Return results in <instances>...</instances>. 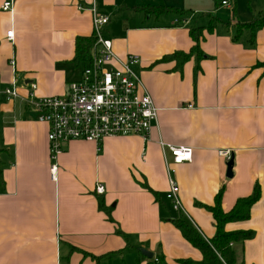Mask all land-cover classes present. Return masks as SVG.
I'll return each mask as SVG.
<instances>
[{
    "label": "crops",
    "instance_id": "crops-1",
    "mask_svg": "<svg viewBox=\"0 0 264 264\" xmlns=\"http://www.w3.org/2000/svg\"><path fill=\"white\" fill-rule=\"evenodd\" d=\"M6 1L0 0V264H149L158 254L169 264L201 261L173 223L183 213L166 197L171 178L184 215L208 239L217 222L204 206L220 194L229 212L259 186L249 219L224 228L253 231L234 244L236 264H264V25L236 28L263 12L264 0H231L228 7L222 0H13L7 11ZM94 1L110 17L103 30L116 54L141 57L137 69L158 122L147 137H109L100 150L91 141L63 143L55 180L50 126L24 98L33 84L39 98L64 95L80 79L85 62L77 41L95 37ZM164 6L183 13L157 10ZM213 18L219 24L204 31L202 57L181 65L169 59L190 52L191 28ZM12 86L24 98H8L4 90ZM161 142L192 147V160L174 163ZM220 150L234 156L231 176Z\"/></svg>",
    "mask_w": 264,
    "mask_h": 264
},
{
    "label": "built area",
    "instance_id": "built-area-1",
    "mask_svg": "<svg viewBox=\"0 0 264 264\" xmlns=\"http://www.w3.org/2000/svg\"><path fill=\"white\" fill-rule=\"evenodd\" d=\"M230 1L222 0V5L230 6ZM2 9L12 10L13 0L6 1ZM91 10L95 42L84 58L85 67L80 79L70 82L64 95L35 98V84L25 98L15 86L4 90L8 98L22 97L32 104L38 113V120L49 124L48 138L53 160L51 174L55 180L58 170L56 160L63 152V143L91 141L97 143L100 150L103 140L109 137L134 134L147 137L153 123L158 122V107L137 69L141 57L137 54H129L125 58L117 55L113 41L104 35L103 30L110 17L98 12L95 1ZM8 37L14 38L13 30L8 32ZM161 144L171 151L174 163L191 161L193 158L192 147ZM219 152L227 161L230 160V150ZM105 190L103 184L97 185L98 194H103ZM166 197L174 210L186 213L179 197V186L173 178L170 179Z\"/></svg>",
    "mask_w": 264,
    "mask_h": 264
},
{
    "label": "trees",
    "instance_id": "trees-1",
    "mask_svg": "<svg viewBox=\"0 0 264 264\" xmlns=\"http://www.w3.org/2000/svg\"><path fill=\"white\" fill-rule=\"evenodd\" d=\"M158 11H176L183 13L175 8H158ZM213 18L210 25L206 27H193L190 30V35L195 41V45L190 52L177 51L169 59H176L179 64L190 59V57L196 54L198 57H202L203 52L201 50V42L204 31L214 28L215 20ZM264 25V11L258 13L255 18L248 23L237 22L236 28L238 32L244 29H250L256 31L259 27ZM95 42V37L88 39H80L77 41V58L82 60L89 54L92 45ZM0 181L1 174H0ZM260 196L259 186L256 187L254 193L247 198H241L237 201L236 205L229 212H225L221 206V196H217L214 206H204L209 209L217 222V232L211 239L205 238L202 233L186 218L183 214L179 219H175L173 223L181 231L182 235L188 240L194 247L198 248L203 258L201 261H194L189 258H181L178 260L180 264H236L237 253L234 249L236 242H244L253 236L251 230H238V231H226L224 226L231 221H243L247 220L251 214V208L257 202ZM152 258V257H149ZM149 264H169L166 257L163 254H158L154 259H151Z\"/></svg>",
    "mask_w": 264,
    "mask_h": 264
},
{
    "label": "water",
    "instance_id": "water-1",
    "mask_svg": "<svg viewBox=\"0 0 264 264\" xmlns=\"http://www.w3.org/2000/svg\"><path fill=\"white\" fill-rule=\"evenodd\" d=\"M233 164H234V156L232 154L230 160L227 162V173L228 176L233 175L232 169H233ZM145 255H147L148 257H152V253L150 252H144Z\"/></svg>",
    "mask_w": 264,
    "mask_h": 264
},
{
    "label": "rangeland",
    "instance_id": "rangeland-1",
    "mask_svg": "<svg viewBox=\"0 0 264 264\" xmlns=\"http://www.w3.org/2000/svg\"><path fill=\"white\" fill-rule=\"evenodd\" d=\"M224 7H228V6H224ZM227 11H228V9H222L220 14L223 15V13H226ZM215 24L216 25L219 24V20L218 19L215 20Z\"/></svg>",
    "mask_w": 264,
    "mask_h": 264
}]
</instances>
